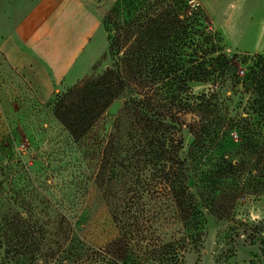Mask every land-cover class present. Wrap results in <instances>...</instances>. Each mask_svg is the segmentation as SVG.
Listing matches in <instances>:
<instances>
[{"label":"rangeland","instance_id":"rangeland-1","mask_svg":"<svg viewBox=\"0 0 264 264\" xmlns=\"http://www.w3.org/2000/svg\"><path fill=\"white\" fill-rule=\"evenodd\" d=\"M37 1L0 0V17L6 18L2 31L9 33L17 17L26 14ZM81 1L101 20L102 44L75 84L53 91L51 96H42L39 77L32 74V80L28 79L27 74L10 71L0 62V264H107L113 258L108 246L120 239L110 205L133 199V193L126 190L134 188V179L128 174L132 171L125 172L117 165L113 188L101 183L98 176H110V166L104 165L106 158L109 164L127 166L132 156L130 146L137 140L142 145L140 100L147 95L153 103L165 105L160 109L164 114L169 107L167 99L177 94L173 76L161 73H157L153 84L139 87L137 47L129 33L135 32L134 13L116 14L133 0ZM188 2L202 8L209 28L220 37L224 53L229 58L236 56L239 76L246 75L256 57H264V13L259 7L263 1L239 0L230 6L227 0ZM144 3L167 4L166 0ZM231 6L235 10L228 19L223 11ZM254 10L257 12L253 13ZM130 22L134 25L129 26ZM102 77L114 86L123 80L125 87L86 137L76 143L55 119L54 105L72 87ZM167 84L171 86L169 92ZM212 91L218 92L228 119L246 117L247 113L252 119L247 106L249 96L230 82L222 89L212 82H191L180 97L188 105L191 98ZM180 119L182 149L178 157L188 160L193 137L187 128L197 118L185 112ZM240 142L239 132L230 131L222 148L211 155L212 163H218L221 157H240ZM116 148H120L118 152ZM258 150L245 158L240 178L224 180L219 191L209 195L213 206L201 202L197 181L192 178L190 185L203 221L199 227L201 239L180 252L178 264H264V188L254 185L264 175L260 170L262 164L257 166ZM106 151L112 152L111 156ZM151 173L149 169L147 179ZM236 184L244 188L237 192L233 189ZM156 189L158 193L148 196L152 199L149 203L145 191L144 200L152 239L159 242L156 246L132 242L127 248L130 260L126 264H153L152 253L158 250L157 246L170 242L180 246L187 234H194L185 231L174 207L169 209L170 202L162 187Z\"/></svg>","mask_w":264,"mask_h":264},{"label":"trees","instance_id":"trees-1","mask_svg":"<svg viewBox=\"0 0 264 264\" xmlns=\"http://www.w3.org/2000/svg\"><path fill=\"white\" fill-rule=\"evenodd\" d=\"M166 2L167 4L144 5V0H133L128 1L124 9L116 11L117 16L124 13L131 16L134 13L135 32L130 30L129 33L133 35V43L137 47L139 87L153 84L157 73H161L173 76L172 82L177 94L165 98L169 100V107L164 114L160 113V109L165 105L153 103L147 95L140 100L142 145L137 140L135 145L130 146L132 156L127 166L121 163L109 164L106 158L104 165L110 166V176L104 178L102 173L98 176L101 183L113 188L117 165L125 172L132 171L128 174L134 179L131 181L134 188L128 187L126 190L127 193H133V199L120 205H110L112 220L119 228L120 239L108 246V253L113 258L108 259L107 264H126L130 260L127 248L132 242L137 245L150 243V246H156L155 243L159 242L153 241L150 233V220L146 218L145 191L149 203L152 199L148 196L158 193L156 188L161 186V191L170 202L169 209L174 207L176 218L187 233L194 232L187 234L182 245L166 243L157 246L158 250L152 253L153 264H178L180 252L187 245L194 246L201 239L199 227L203 221L196 195L190 185L192 178L197 181L196 191L201 202L213 206L209 195L219 191L218 186L224 180H236V176L244 168L247 155L254 154L258 148L260 157L257 159V166L262 164L260 170L264 172V57H256L246 75L239 76L236 73V56L229 58L224 53L220 37L209 28L208 18L202 8L188 0ZM132 24L134 25L130 22L129 26ZM191 82H212L220 89L228 82L233 87L239 85L243 93L249 96L247 106L252 119L248 113L246 117L228 119L217 91L193 97L188 105L183 104L180 94ZM124 87L123 80L116 86L104 77L95 82L86 81L58 98L53 115L72 140L78 143L120 96ZM170 87H166L167 92L171 91ZM185 112L191 113L197 120L187 128L193 137L189 158L181 160L178 157L182 149L179 127L182 125L180 115ZM253 116L261 119L256 121ZM230 131H238L241 135L240 149L237 152L240 157L234 160L221 157L218 163L213 164L211 155L222 148ZM133 137L129 139L132 141ZM119 149L116 148L117 152ZM111 153L106 151V155L111 156ZM113 157L115 159L117 155ZM149 169L152 173L147 179L145 175ZM251 185L253 181L250 180L249 186ZM254 185L264 188V175ZM243 188L242 184H236L233 189L238 192Z\"/></svg>","mask_w":264,"mask_h":264},{"label":"crops","instance_id":"crops-1","mask_svg":"<svg viewBox=\"0 0 264 264\" xmlns=\"http://www.w3.org/2000/svg\"><path fill=\"white\" fill-rule=\"evenodd\" d=\"M231 3L239 0H227ZM31 7L6 34V18L0 17V62L28 79L39 77L42 96H51L75 84L92 64L102 44L101 20L81 0H38ZM259 7L264 13V3ZM234 10L223 13L229 19Z\"/></svg>","mask_w":264,"mask_h":264}]
</instances>
